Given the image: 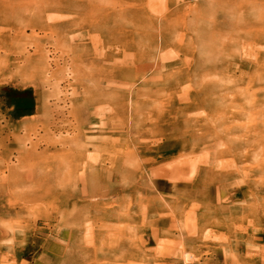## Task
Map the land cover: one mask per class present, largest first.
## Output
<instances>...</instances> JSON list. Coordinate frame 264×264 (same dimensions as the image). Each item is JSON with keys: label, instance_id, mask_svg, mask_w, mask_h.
I'll list each match as a JSON object with an SVG mask.
<instances>
[{"label": "rangeland", "instance_id": "obj_1", "mask_svg": "<svg viewBox=\"0 0 264 264\" xmlns=\"http://www.w3.org/2000/svg\"><path fill=\"white\" fill-rule=\"evenodd\" d=\"M63 1L0 0V117H2L0 157L5 156L7 152H14L13 149L18 146L16 140L19 138L27 140V143L31 141L33 144L45 147L53 139V132L61 131L63 134L73 135L78 132V128H84L85 141L90 140L102 149L99 153H95L92 145H88L87 149L91 154L98 155V161L96 163L89 161V164L95 166L102 161L117 162L113 176L117 189L102 198H89L87 195L98 191V185L91 183L95 175L89 165L83 174L76 168H72V172L69 173L68 171L71 170L69 168L66 174L63 171L60 178L52 173L58 168V163H53L51 159L42 162L37 159L27 161L21 167L18 178L8 177L9 173L0 169V264H104L106 261L104 248H113L120 243L142 242V239L149 242L152 238L154 239L152 246L148 253L143 252L144 256L140 254L141 251L132 257L113 258L110 262L112 264H182L181 259L171 257L170 254L164 257L165 252L181 242L178 238V235H181V227H184L186 235H190L194 230L202 228L207 219L214 221L209 227L211 238L202 242L201 249L196 248L193 243H185L183 246L193 257L190 264H264V192L253 186L247 192L239 191L242 186L239 181L247 180V173L236 174L231 178L234 185L229 195L222 190L219 197L216 196L214 201L220 202L221 210L210 206L214 201L209 197L197 195V198L191 199L184 193H178L176 202L182 205L177 209V215H174L169 202H166L164 196L155 190L150 176L152 177L151 171L156 166L168 169L169 165L183 163L188 159L187 156L172 155L169 160L166 154L168 155L171 150L158 145L165 141L164 136L169 133L163 131L160 123L158 124L161 116L157 107L165 102V95L154 92L152 95L149 92L160 80L178 79L180 76L178 77L176 71L179 68L197 64L200 57L199 43L204 39V35L209 45L215 44L203 51L213 53L211 57L216 56L217 52H221L220 55L223 53V55L238 56L241 47L236 41H232L231 37H238L240 43L250 47L253 44L252 38L256 35L249 26L241 25L240 31L237 21H242L243 24L258 22L261 28L264 24V7H254L255 10L260 9L258 12L261 18L258 20L254 11L249 10L256 0H213V2L202 0L195 13L191 11L189 5H186L177 14L173 11L176 10V5L183 3V0H150V2L143 0L142 3L138 0H116L118 2L93 0L99 1L109 11L116 6L124 5V8L133 6L143 9L136 17L123 14L124 18L120 21L113 19L111 24L122 26L128 35L126 41L118 44L117 39L109 34L106 28L99 31H91L89 28L74 30L68 34L67 39L61 41L60 37L64 29H54L50 25L53 21H65L69 18L68 11L58 8ZM75 1L69 2L73 4ZM191 1L193 0H185V2ZM243 11L246 12L245 15ZM212 22L217 27L211 30L201 29L200 38L198 23L209 25ZM194 23L197 28L194 27ZM108 26L112 25L108 24ZM32 27L36 29L34 33ZM46 29H50L52 33L45 32ZM163 36H167L168 40L161 47ZM77 37L79 38L76 39ZM53 42L58 49L59 58L63 55L66 59L70 56L84 58V63L78 65L80 70L76 80L68 86L70 98L76 90L81 102L79 101L80 104L74 105L72 109H65L62 121L58 119L56 113L52 119L48 118L53 108L46 112L43 109L39 110L46 101L48 92L42 87L41 77L35 65L32 62L25 64L22 62L25 57L23 49L32 54L33 46ZM84 43L88 45L86 52L82 45ZM116 43L120 46L119 50ZM216 43L222 44L221 49ZM159 46L161 56L165 54L167 56L165 60L162 61L160 56L154 58L149 55L138 64L140 71L146 72L148 80L154 76L156 78L155 81H149L148 87L144 88L145 93L149 94V99H144L143 96L136 97L135 112L127 108L125 100V103L118 104L119 93L124 95L134 80L131 77L122 82L119 79H111L106 75L104 68L130 65L137 59L136 52L152 53ZM263 52H260V55H263ZM202 55L208 56L204 53ZM256 56L255 53H251L250 58L246 60L238 58L232 61L231 77L226 79L227 82L224 84L229 87L236 85L233 90L238 99H245L242 94L249 89V99L264 103V91L261 94L253 93L258 89H264V79L252 77L256 86L255 90L250 91L249 78L254 74V69L251 70V67H254ZM222 58L226 60L225 57ZM157 73H161L160 76H157ZM245 74L249 75L248 79ZM196 80V77L191 76L186 84L192 86ZM139 83L140 81L137 82L138 85ZM96 85L101 88H96ZM221 85L223 84L219 83L218 88ZM137 88L132 89L133 95ZM184 94L186 92L179 91L178 99L183 98ZM85 99L87 101H84ZM82 105L84 106L81 107ZM87 109L94 112L92 120L99 125L104 124L107 129L104 131L89 129L82 122L83 113ZM239 109L237 107L235 110ZM260 113H264L263 110ZM133 114L136 116L140 114V119L134 121L131 118ZM250 114L251 111L247 110V115ZM252 117L255 118L250 123L253 124L250 131L256 133L249 134L251 143L246 148H237L232 156L224 154L219 156L218 161L224 162L223 165L226 166L224 169H233V167L229 168L233 164H246L245 166L250 167L254 174L260 168L264 169V114L249 118ZM131 124L132 134L127 128ZM114 136L121 142L126 139L132 147L137 159L135 175L128 173L123 157L121 158L117 152L123 145L121 142L115 143L114 147H117L115 149L105 147V141ZM239 142L240 139L236 140V143ZM201 147L203 150L197 151L202 158L197 170L200 173L205 166L210 165L207 161L209 155L213 154L207 151L205 145L200 146L198 150ZM188 150L190 152L192 147L189 146ZM159 156L163 158L159 160ZM14 163L16 164L15 159ZM141 174L145 177L146 183L141 181ZM195 175L192 179L202 180L200 190L211 186V177L204 176V173ZM253 179L258 178L255 176ZM259 197H261L260 206L251 207L257 203ZM159 202L165 206L163 213L156 208ZM94 203H98L96 209ZM19 204L24 206V213L20 218L15 209ZM207 205H209L208 209ZM106 209L108 216L102 213L97 214L96 217L93 215L98 210L107 211ZM154 209L157 211L154 212ZM118 210L125 214L123 219L120 218V213H117ZM92 216L96 219L93 220L94 232L96 234L102 232L100 238H85V221ZM25 219L29 222L25 223ZM44 219H51V224L47 226L48 221ZM121 222L123 223L121 228L112 229L114 237L105 232V226L121 224ZM165 229H168L169 233H165ZM164 233L172 235L163 237ZM153 259L156 261L154 262Z\"/></svg>", "mask_w": 264, "mask_h": 264}, {"label": "bare ground", "instance_id": "obj_2", "mask_svg": "<svg viewBox=\"0 0 264 264\" xmlns=\"http://www.w3.org/2000/svg\"><path fill=\"white\" fill-rule=\"evenodd\" d=\"M69 1L70 0H64L58 7L61 10L68 11L69 18L65 21H53L50 25L53 26L54 29H64L62 33L59 32L61 33V41L67 39L66 37L68 36V34L72 33V31L74 30L76 31L79 29L89 28L91 31H99L102 30V28H106L108 33L115 37L117 39V43L119 44L121 41H126L128 35L122 29V26H118L117 24H111L113 22V19L115 18L117 21H120L124 18L123 14L136 17L139 15V12L143 10L137 9L133 6L124 8V5L118 7L116 6L115 8H112V10L109 11V9L105 8L104 5L99 3V1L94 2L93 0H76L73 4ZM138 1L140 3L144 2L143 0ZM211 1L213 2V0ZM201 2L202 0H193L191 2H185V0H183L182 4L176 5L177 8L173 11V13L177 14L180 9L186 5H189V8L192 9L191 11L195 13L198 7H200ZM257 6L264 7V0L254 1V4L251 5V9H249L250 11H254L257 19L259 20V18H261L260 13L258 12L260 9H254V7ZM245 13L246 12L243 11V15H245ZM237 22L239 24L240 31L243 25L249 26V28L252 29L253 34L256 35H253L254 37L252 38L253 44L251 45L253 46L250 45V47H247L242 42V44L240 43L238 37L232 36V41H236V44L241 47L240 54L238 56L230 54L223 55V53L222 55H220L221 52H217L216 56L211 57V54L213 53H205L203 51H205V49H208L209 46H215V44L209 45V43L206 42V35H204L203 33L204 39L201 41V43H199L200 57L197 64L191 65L190 67L188 66L185 68H179L176 71L178 77L180 76L178 79H176L175 81H169V79H165L163 81L160 80L159 83L155 85V88L152 87L151 91H149L152 95L153 92L158 94L163 93L165 95V102L163 101V103H161V106H158V104L156 105L158 106V112H160L161 116L160 120L158 121V124L160 123V126L162 127L163 131H169V133L164 136L165 141L158 145L160 147L168 148L169 150H171V154H166V157L168 156L167 158L169 160V157H172V155H183L187 156L188 159L183 163L181 162L169 165L168 169L161 168L158 165L151 171L152 177L150 176V179H152L151 181L154 184L155 190H158L161 195L164 196L166 202H169L170 209L173 210L174 215H177V209L182 205V203L176 202V197L178 193H184L187 197L189 196L191 199H193L194 197L197 198V195H201L209 197L211 198V200L214 201L216 196L219 197V194L222 190L226 195H229V193L233 191L232 185H234V182L232 183L231 178H233L236 174L242 175L243 173H247V180L239 181V183L242 185L239 191L247 192L251 189V186H253L254 188H258L260 192H264L263 168H260L258 172L254 174L250 167L245 166L246 164H233V166H229V168L233 167V169H224L226 168V166L224 167V162L218 161V157L222 154H224L225 156H232L237 150V148H246L249 146V143H251L249 134H254L255 132L250 131L253 125H251L250 123L255 117H249L258 114H264L260 113L262 110L264 112V103L256 101L255 99H249V89L245 90L242 94L243 98L245 99H238L235 97L233 90V87H235L236 85L234 84L232 85V87H229L224 84L227 82L226 79L231 77L230 74L233 70L231 62L238 58L246 60L247 58H250L249 55L251 53H255L257 56L254 60V67H251V70L254 69V74L249 78V80L251 81L250 91L255 90L254 87L256 86V84H254V80H252V77L264 79V52L262 53L263 55H260V52L264 51V24L261 29L259 27L258 22L255 24L252 22H247L246 24H243L242 21ZM108 24L112 26H108ZM193 25L197 28V26H195V23ZM198 27L199 36L201 38V29L211 30L215 29L217 25L215 26L213 22L209 25H202L201 23H198ZM31 30L33 33L36 31L34 27H32ZM47 31L51 32L50 29H46L45 32ZM78 38L79 37H77L76 39ZM167 40V36L162 37L161 47L162 45H164V43H167ZM54 42L50 44H37L33 46L34 53L32 54H30L26 49H23L22 52H24L25 57L24 59H22V62L24 64L27 62H32L35 65L41 77L42 87L48 92V95L45 98L46 101H44L43 106L37 108H39V110L43 109V111L45 112L46 110L53 108V110L49 112L48 118L52 119L54 116L57 115L58 119L61 120L65 116V109H72L74 105H79L81 102V99L77 96L78 93L76 90L73 91V96L72 98H70L68 86L73 83L72 81L76 80L79 74L78 71L80 70L78 65L80 66L81 63H84V58H76L74 56H70L66 59L65 57H63L64 55L59 58L57 56L58 49L56 48V44ZM118 44L117 47L119 50L120 46H118ZM82 45L84 51L86 52L88 49L87 43H84ZM221 45L222 44L219 43L217 47H220L219 49H221ZM124 48L125 50H127V46H125ZM156 48L157 50L152 51V53H146L143 51L136 52L137 59L132 61L130 65H120L118 67L110 69H107L106 67L104 68L106 75L111 79H119V81L121 80L122 82L125 81V79L128 80L131 77L134 80L132 81L131 86L128 87L127 92L124 95L119 93L118 96L121 102L117 101L118 104H121L125 100L128 105L127 108L134 110L135 112L136 97L143 96L144 99H149V94L145 93L144 88L148 87L147 83L149 81H155L156 78L154 76L148 80L146 77V72L140 71L138 64H140L145 59V57L147 58V56L149 55L154 58L160 56L162 61L165 60L167 57L166 54L161 56L162 52L160 46ZM216 49L218 50V48ZM203 53L207 54L208 56L205 57L204 55H202ZM222 57H225L226 60ZM187 58L189 59V57ZM158 63L160 62L158 61ZM160 74L157 73L156 75L160 76ZM191 76L196 77L197 79L195 84L192 86L186 84L188 78ZM245 76H247L248 79L249 75L245 74ZM139 81L140 85L137 84V82ZM219 83L223 84L220 88H218ZM98 87L100 86L96 85V88ZM134 87H138L135 95H133V93L131 92ZM179 91L186 92L183 98L178 99L177 94L179 93ZM263 91L264 89H258L256 92L253 93L261 94L263 93ZM75 96L76 99H74ZM84 101H87V99H85ZM83 106L84 105H82L81 107ZM235 106L240 109L235 110L237 109V107ZM247 110L251 111V116L247 115ZM93 115L94 112L91 109L85 110V112L83 113L82 122L91 130L101 129L104 131L105 129H107L105 128L106 126H104V124L99 125L98 123L93 121ZM140 116V114L139 116L133 114L131 118L136 121L140 119ZM0 119H2V117H0ZM54 127L56 128V124L54 125ZM127 128L132 134V124ZM84 131V128H78V132L73 133V135L70 133L63 134V132L61 131H59L58 133L53 132V139H51V142H49L45 147H40L37 144H33L31 141L27 143V140L19 138L16 140L18 142V146L13 149L14 152H7L5 156L2 155L0 157V169L6 170L5 172L9 173L8 177L18 178L21 172L20 170H22L21 167L27 161L37 159L42 162L51 159L53 163H58V168L55 171H52V173L55 177L60 178L63 174V171L64 174H66L69 168L71 169L68 171L69 173L72 172V168H76L79 172H81V174H83L87 170L89 165V167L91 166L92 169L91 172H93V174L95 175V179L91 183H95L98 185V191L87 196L89 198H102L107 195H110L117 189V185L113 181L114 170L116 168L117 162L105 163L106 161H102L100 164L98 163L99 165L95 166L89 164V161L96 163L98 161V155H92L91 152L87 149L88 145H92L93 152L95 153H99L100 151H102V149H100L99 146L93 144L90 140L85 141ZM242 131L246 134L244 133L242 135ZM118 132L121 133L122 131ZM179 139L181 141H179ZM238 139H240V142L236 143V140ZM117 142L121 141L118 137L114 136L113 138L107 139L104 145L108 149H115L117 147H114V145ZM121 143L123 145L122 147H119L117 152L118 154H120L121 158L123 157L128 173H130L131 175H135V173L137 172V159L135 153L132 150V147L127 143L126 139L123 140ZM204 145L207 146L206 149H208V152H213V154L209 155L210 158L207 161L210 165L205 166L201 170L202 175L204 173V176L208 178L211 177V186L200 190L199 188L201 187L200 183L202 180H198V178H192L193 175L197 173L201 174L200 171L197 172L198 166L201 164L202 161V158L199 156L198 152L203 149L201 147V149L198 150V148ZM189 146L192 147V150L190 152H188ZM163 156H159V160H161L160 158H163ZM14 159L16 161V164L14 163ZM255 176L258 178L257 180L253 179ZM141 181L143 183H146L145 177L142 176V174ZM235 194L237 193L235 192ZM260 198L261 197H259L257 199V203L252 205L251 207H259ZM209 205L206 206L207 209L209 208ZM94 206L96 209L98 207V203H94ZM159 206H162L163 208L165 206H163V204L159 202L158 207H156L160 209L159 211L161 213H163V211L165 212V208L163 209ZM210 206L214 207V209L219 208V210H221L222 208L220 202L217 201H214L213 205ZM15 209L17 216L20 218V215H23L24 213V206L22 204H19V206H17ZM115 209H117V207ZM156 211L157 210L154 209V212ZM99 213H102L104 216H108V210H98L93 215L96 217ZM117 213H120L119 215L121 219H123V217L125 216L122 211L118 210ZM128 215H130V213ZM94 216L88 217V219H86L85 221V238L101 237L102 232L98 234L94 232L95 228L93 225V220H96ZM144 216H146L145 213ZM44 220L48 221L46 222L47 226L51 224V219ZM134 220L139 219L134 218ZM24 222L28 223L29 221L25 219ZM122 222L121 224L105 226V232H107L108 235L113 236L114 231H112V229L116 227L121 228L123 226ZM212 223L214 224V221L207 219L206 224H203L204 226L202 228L194 230V232L190 235H186L184 227H181V235H178V238H180L181 242L176 244L175 247L169 248L167 252H165L166 254L164 255V257L170 254L171 257L181 259L183 261L182 264L192 263L193 257H191L190 254L186 252L183 246H185V243H193L196 248L201 249L202 242L211 238V232L209 227ZM168 231V229H165V233H169ZM165 233L163 237H168L172 235ZM153 240L154 239L152 238L149 242H146L144 239H142V242H130L128 244L120 243L113 248H104L103 253H105L104 257L106 258L104 264H112L110 261L113 260V258H121L123 256L132 257L133 255H135L136 253H140L141 251L142 253L140 254L144 256L143 252H149V248L152 246ZM113 243L114 241H112V244ZM195 247L194 249H196ZM171 257L169 259H171ZM155 261L156 260H154V262Z\"/></svg>", "mask_w": 264, "mask_h": 264}]
</instances>
